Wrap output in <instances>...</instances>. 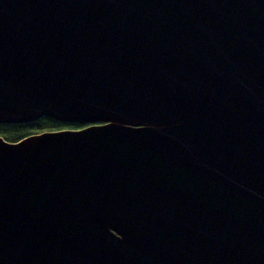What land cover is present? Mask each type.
Here are the masks:
<instances>
[{
	"label": "water",
	"instance_id": "obj_1",
	"mask_svg": "<svg viewBox=\"0 0 264 264\" xmlns=\"http://www.w3.org/2000/svg\"><path fill=\"white\" fill-rule=\"evenodd\" d=\"M0 264H264V0H0Z\"/></svg>",
	"mask_w": 264,
	"mask_h": 264
},
{
	"label": "trees",
	"instance_id": "obj_2",
	"mask_svg": "<svg viewBox=\"0 0 264 264\" xmlns=\"http://www.w3.org/2000/svg\"><path fill=\"white\" fill-rule=\"evenodd\" d=\"M79 128L78 124H68L52 118L43 117L36 122L23 124H1L0 137L6 140L17 142L26 136L34 133H39L46 130H59L67 127Z\"/></svg>",
	"mask_w": 264,
	"mask_h": 264
},
{
	"label": "rangeland",
	"instance_id": "obj_3",
	"mask_svg": "<svg viewBox=\"0 0 264 264\" xmlns=\"http://www.w3.org/2000/svg\"><path fill=\"white\" fill-rule=\"evenodd\" d=\"M80 126V125H79ZM84 126V125H83ZM83 126H80V127H83ZM79 127V128H80ZM67 128H70V129H78V128H72L71 126L70 127H67Z\"/></svg>",
	"mask_w": 264,
	"mask_h": 264
}]
</instances>
